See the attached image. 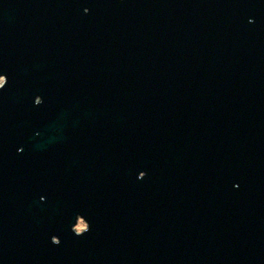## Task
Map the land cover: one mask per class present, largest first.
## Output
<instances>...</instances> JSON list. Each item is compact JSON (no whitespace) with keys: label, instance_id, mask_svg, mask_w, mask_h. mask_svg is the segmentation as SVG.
<instances>
[{"label":"water","instance_id":"95a60500","mask_svg":"<svg viewBox=\"0 0 264 264\" xmlns=\"http://www.w3.org/2000/svg\"><path fill=\"white\" fill-rule=\"evenodd\" d=\"M2 80L0 264H264V0H0Z\"/></svg>","mask_w":264,"mask_h":264},{"label":"rangeland","instance_id":"374dc122","mask_svg":"<svg viewBox=\"0 0 264 264\" xmlns=\"http://www.w3.org/2000/svg\"><path fill=\"white\" fill-rule=\"evenodd\" d=\"M3 80L0 82V86L2 85ZM86 224L83 221H80L76 227L77 232H82L83 230H86Z\"/></svg>","mask_w":264,"mask_h":264}]
</instances>
